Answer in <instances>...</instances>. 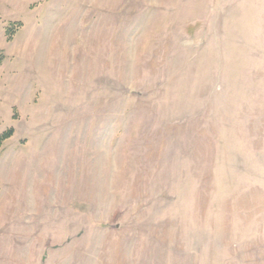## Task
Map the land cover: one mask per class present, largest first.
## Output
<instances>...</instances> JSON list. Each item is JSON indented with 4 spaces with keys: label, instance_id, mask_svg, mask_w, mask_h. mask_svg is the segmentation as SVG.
<instances>
[{
    "label": "rangeland",
    "instance_id": "rangeland-1",
    "mask_svg": "<svg viewBox=\"0 0 264 264\" xmlns=\"http://www.w3.org/2000/svg\"><path fill=\"white\" fill-rule=\"evenodd\" d=\"M0 264H264V0H0Z\"/></svg>",
    "mask_w": 264,
    "mask_h": 264
},
{
    "label": "trees",
    "instance_id": "trees-1",
    "mask_svg": "<svg viewBox=\"0 0 264 264\" xmlns=\"http://www.w3.org/2000/svg\"><path fill=\"white\" fill-rule=\"evenodd\" d=\"M10 133H11V130L8 131L7 133L2 134V135L0 136V146H1L2 142H3L5 139H7V137H9L8 135H9Z\"/></svg>",
    "mask_w": 264,
    "mask_h": 264
}]
</instances>
